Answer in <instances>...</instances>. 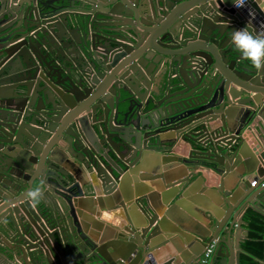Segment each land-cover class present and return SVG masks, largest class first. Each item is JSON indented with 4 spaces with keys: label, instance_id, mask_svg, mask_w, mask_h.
I'll use <instances>...</instances> for the list:
<instances>
[{
    "label": "water",
    "instance_id": "obj_1",
    "mask_svg": "<svg viewBox=\"0 0 264 264\" xmlns=\"http://www.w3.org/2000/svg\"><path fill=\"white\" fill-rule=\"evenodd\" d=\"M263 7L0 0V264H126L136 254L131 264H143L159 247L194 264L198 247L187 256L168 245L189 230L167 226L145 193L133 201L143 216L131 209L116 228L81 210L95 189L108 195L136 180L149 154L184 166L174 181L157 165L169 188L202 175L225 199L211 236L191 234L203 249L215 242L207 264H240L249 235L236 210L247 204L264 221V149L254 153L244 136L254 128L264 145V68L231 36L264 34ZM36 186L44 195L33 208L27 192Z\"/></svg>",
    "mask_w": 264,
    "mask_h": 264
},
{
    "label": "crops",
    "instance_id": "obj_2",
    "mask_svg": "<svg viewBox=\"0 0 264 264\" xmlns=\"http://www.w3.org/2000/svg\"><path fill=\"white\" fill-rule=\"evenodd\" d=\"M262 2H264V0H262ZM244 136L246 142L248 143V147L252 149L254 153L259 154V152L264 149V145L261 144L258 134L254 128L246 130ZM164 157H166V161H164ZM163 158L162 155H160L159 163H157L156 159L149 154L146 164L142 166L136 174V180L134 179V175L128 176L126 182L123 183L121 188H117L113 193L108 195H104L101 189H95V195L87 197V202L84 201L81 210L99 225L116 228L122 222L127 223V214H129L131 209H134L137 214L143 216L142 212L136 204L133 203V201L140 192L145 193V195L148 196V202L151 200L153 205L156 204L158 206L155 211L158 213L159 219L162 218L166 221L167 226L171 225L173 228H180V226H184L189 230V232L184 231L183 233L174 234L173 237L177 239L175 244L178 248L169 242L168 245H170V251L173 253L178 250L179 252L181 251L178 255L183 254L187 256L190 255L192 248L198 247L199 251H203L202 246L196 242L195 239H193L191 231L193 232L197 229L199 231H204V234L211 236L212 229L210 227L212 225L213 217L226 215V211L223 209L225 199L220 196H217L216 198V190L205 184V178L202 175H198L195 180H190L182 188L175 190L173 188H177V186L169 188L168 184H166L162 178H157L155 177L157 174H153L155 170H157V165L161 164L163 166V171H166L170 176H172L171 178L174 181L178 176V172L181 171L184 166L178 161L173 160V155H163ZM251 176L253 177L254 174H251L248 177ZM141 177L147 178L148 180H140ZM208 178L209 181H214L211 172H209ZM231 187L232 186H230V188ZM261 187L262 184L260 185V188ZM126 193L131 195L130 205L133 208H129V205L124 203V197L127 196ZM149 204L151 203L149 202ZM246 205L247 204H244L238 213L236 210L235 218L238 219L240 215L243 214L242 218L244 221L248 222V224L242 226L244 229L248 230V235H250V231L254 230V225L258 224L255 219H261L262 217L249 209L246 210ZM89 208L92 209V214L85 210ZM223 213L224 215H222ZM104 214L105 217H103ZM261 222L264 221L261 220ZM262 235H264V230ZM247 240L248 239H245L241 243L242 248H244L243 245ZM154 252L155 251H152L146 255L143 264L181 263V260L178 262L174 261L172 257L166 258L169 252L160 249V247L158 248V252L156 251L157 253ZM245 254L249 255L244 251L241 256ZM137 258L138 255L136 254L133 256V259L127 260L125 263H135ZM254 260L259 261L256 258H254Z\"/></svg>",
    "mask_w": 264,
    "mask_h": 264
},
{
    "label": "clouds",
    "instance_id": "obj_3",
    "mask_svg": "<svg viewBox=\"0 0 264 264\" xmlns=\"http://www.w3.org/2000/svg\"><path fill=\"white\" fill-rule=\"evenodd\" d=\"M235 6L237 8L243 7L244 0H235ZM231 40L235 49L241 53L245 60L250 61L255 69L261 70L264 68V34L253 35L247 28H243L234 31ZM43 195L40 186L31 188L27 192L28 203L36 208L40 204Z\"/></svg>",
    "mask_w": 264,
    "mask_h": 264
},
{
    "label": "trees",
    "instance_id": "obj_4",
    "mask_svg": "<svg viewBox=\"0 0 264 264\" xmlns=\"http://www.w3.org/2000/svg\"><path fill=\"white\" fill-rule=\"evenodd\" d=\"M255 220L258 224L254 225V230L250 231L249 238L243 245L245 252L249 255L241 256V264H259L254 258L264 262V235H262L264 222H261L259 218Z\"/></svg>",
    "mask_w": 264,
    "mask_h": 264
},
{
    "label": "built area",
    "instance_id": "obj_5",
    "mask_svg": "<svg viewBox=\"0 0 264 264\" xmlns=\"http://www.w3.org/2000/svg\"><path fill=\"white\" fill-rule=\"evenodd\" d=\"M214 244L215 243L212 242L207 247H205L200 256L196 259L194 264H206L210 254L213 251Z\"/></svg>",
    "mask_w": 264,
    "mask_h": 264
}]
</instances>
